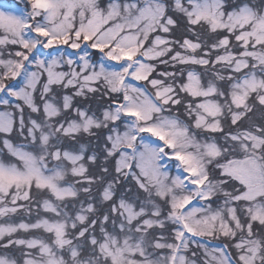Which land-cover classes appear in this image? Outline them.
<instances>
[{"label":"snow or ice","instance_id":"6c2138e0","mask_svg":"<svg viewBox=\"0 0 264 264\" xmlns=\"http://www.w3.org/2000/svg\"><path fill=\"white\" fill-rule=\"evenodd\" d=\"M0 264H264V0H0Z\"/></svg>","mask_w":264,"mask_h":264}]
</instances>
